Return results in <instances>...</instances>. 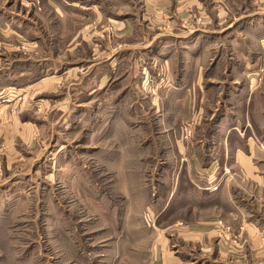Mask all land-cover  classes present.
Listing matches in <instances>:
<instances>
[{
    "label": "rangeland",
    "instance_id": "obj_1",
    "mask_svg": "<svg viewBox=\"0 0 264 264\" xmlns=\"http://www.w3.org/2000/svg\"><path fill=\"white\" fill-rule=\"evenodd\" d=\"M170 2L173 11L177 2ZM196 5L185 19L172 14L170 24L151 18L144 25L152 34L154 30L178 33L183 27L192 34L200 29L216 32L220 43L214 45V60L225 53L233 56L227 60L241 53L245 56L242 49L252 44V38L235 26H246L256 13L264 16V0H200ZM50 12L39 3L30 13L34 29L22 37L4 35L0 43V87H25L49 78L58 88L40 89L29 100L35 105V118L58 121L46 128V138L34 127V147L27 145L29 136L17 139L18 149L32 152V158H7L5 138L0 135V264H167L160 252L165 244L177 260L171 264H222L226 262L224 253L242 263H264V252L249 247L250 233L241 226L243 219L259 225L264 222V166L260 167L261 181L247 179L242 173L229 180L233 198L223 194L228 187L221 177L219 183L208 186L212 201L202 193L190 201V155L207 161L213 115H191L190 99H180L178 107L173 105L174 99L168 95L175 72L172 65H162L167 76L158 70L160 78L154 77L153 66L148 68L153 79L145 83L146 89L142 87L137 78L144 77L146 65L151 64L143 58L117 66L107 86L90 95L106 74L105 64L97 71L83 66L95 62L91 54L107 56L125 44L144 45L146 41L140 35L122 37L105 21L92 27L97 42L86 43L82 38L74 42L69 34L60 39L54 33L58 22ZM43 16L49 29L43 26ZM143 16L145 19L146 14ZM151 22H156L153 28ZM38 38L55 49L36 44ZM233 41H241L242 48H236ZM12 43L19 50L12 51L8 45ZM53 56L58 58L55 65L44 61ZM74 66L79 79L70 74L59 77ZM256 73L259 91L264 94V59ZM118 95L127 96L114 98ZM66 97L69 103L80 104L74 109L77 113L83 112L75 114L72 109L66 116L68 125L62 126L65 104L61 101ZM40 102L48 108L37 107ZM52 103L59 106L50 112ZM108 123L114 125L111 136L105 133ZM185 127L188 130L183 132ZM19 131L23 137L28 133L20 127ZM219 150L211 157H218ZM260 249L264 251V247Z\"/></svg>",
    "mask_w": 264,
    "mask_h": 264
},
{
    "label": "crops",
    "instance_id": "obj_2",
    "mask_svg": "<svg viewBox=\"0 0 264 264\" xmlns=\"http://www.w3.org/2000/svg\"><path fill=\"white\" fill-rule=\"evenodd\" d=\"M170 1L171 0H0V43L3 44L2 37L4 35L11 34L12 36L22 37L27 34L28 30L29 34L30 31L34 29V18L30 17V13L35 12L36 5H39V3H41L42 9L47 7L51 10L49 15L52 14L59 25L57 31L54 33L58 34L60 39L62 36L69 34L72 36L71 40L74 42H77L79 38H82L86 43L92 41L97 42L95 36L96 31H93L92 27L104 21L115 26L122 37L128 36L129 38L130 36L136 37L140 35L143 37L144 41H146L144 45L137 43L125 44L122 49L107 54V56L97 55L98 57H96L95 54H91L95 62L88 64L89 62L87 61L85 65H83V61L80 63V65L84 67H95L96 71L100 65L105 64L104 67H106L104 71L106 72L105 76L100 77L101 82L98 81L97 83L99 87L93 89L90 95L100 89H104L107 86L105 85L106 82L112 78L115 68L117 66H122L131 59L134 64L136 60L139 59L141 61L142 58L144 59L143 62L151 63L149 66L146 65L145 76H138L137 78V81H139L140 85L145 89V83L148 79L150 82H152L153 79L148 68L153 66L156 73L154 77L157 76L160 78L162 74L160 75L158 70H161L162 65L164 67L172 65L175 72L171 74L173 79H170V83L172 84H169L170 89L168 90V95L174 99L173 105L178 107V101L180 99H190L191 115H194V117L197 115L200 116L201 114L205 115V113L206 115H213L211 126H208V132L213 141H209L207 164L203 165V163L206 162H203L197 155H190V201L193 199L192 196L199 195L200 193L204 194L207 200L212 201L209 198L212 192H209L210 189H208V186L216 183L217 180L219 183L221 177L228 187L222 190L223 194H229L231 196L230 198H233V193L231 188H229V180L241 177V173L245 178L251 180H253V178H260L259 181H261L263 176L261 175L263 171L260 167L264 166V94L259 91L258 74L256 72L258 68L262 66V60L264 59V32H262L264 28V16H260L259 13H256L252 15L251 22L246 26H235V29L238 31H247L252 38V44L246 46L247 49H242L245 52V56L241 53L240 55H235V58L227 60L228 56H233L230 55V53H225L219 55L218 60H214V58L217 57V55L213 56L215 50L214 45H216V41L220 43L217 39L216 32L200 29L192 34L188 29L183 27V31H180L182 33H162L157 32L158 30L153 31L156 32L155 34L148 33L144 25L147 21L146 19H148L149 22L151 18L155 19L158 23L160 22L159 24L162 22L170 24L169 21L174 19V17H169L172 14H176L177 17L185 19L190 16L193 6H198L196 3L200 0H172L173 2H177L173 11H171L172 3ZM5 3H9V6ZM114 3L117 5L115 6ZM122 7L130 9L127 11H120L118 8ZM145 14L146 16L144 19L143 15ZM88 20H91V22ZM42 22L46 29L50 28L49 22L45 16H43ZM153 23L156 22H151V28H153ZM148 26L150 25L148 24ZM6 31L7 34H4ZM232 38H236V36ZM240 38L242 39L241 36ZM40 42L43 43V46L45 45L44 39L40 40V38H38V41H35L36 44ZM232 43L236 48H242L241 41L238 42L239 44L236 43V41ZM8 45L11 46L12 51L19 50V47L14 43ZM58 45L60 44L58 43ZM44 47L49 50L55 49L53 45H46ZM222 47L224 48V46ZM76 48L77 46L75 49ZM31 50H33V48H31ZM206 56H208V58H206ZM53 57L52 60L50 57L44 58V61H48L47 63L49 64L52 61L55 65V61L58 58L55 56ZM2 61L0 56V63ZM12 64L13 62L10 65ZM141 64L142 63H139V66H141ZM16 66H18V64ZM76 68L78 67L74 66L71 67V69H66L59 77L65 78L66 75L68 76V74H70L69 76H71V78L79 79L80 76H78ZM227 70L229 74L228 72L226 74ZM91 71L93 72L94 69ZM161 71L167 76L166 71ZM0 76H2V70H0ZM133 78H135V76H133ZM48 79L49 78L40 79L37 83L35 82L25 87L11 85L0 87V135H3L5 138V155L7 158H12L13 155L15 157L20 156L22 159L32 158L34 156L32 152L18 149V147L21 146L17 143V139L19 138V140L22 141L29 136L27 145L34 147L35 140L33 133L35 126L37 130L41 129V135L46 138V128H48V126L58 125V121L51 123L47 119L39 120L35 118L33 115L34 112L32 111L35 105L29 101L30 98H34L35 95L41 93L40 89L45 92L47 90L55 91L58 89L57 86H53L52 80L48 81ZM47 84L50 86H47ZM39 86L41 88H39ZM126 96L127 95H118L114 98L123 97V99H125ZM225 98L227 101L222 102ZM66 100L67 97L64 101H61L62 104H65L63 113L60 116V119H63L62 126L68 125L66 116L71 114V112L80 105L73 102L69 103ZM216 100H219V103L216 102ZM21 101L24 102H22L20 106L19 102ZM38 105H41V108L46 105L48 108L46 103L42 105L40 102L36 104L37 107ZM50 106H52L50 112H53L57 109L59 104L56 105L52 103ZM76 111L77 110H74L75 114H81L83 112L80 111V113H77ZM59 123H61V121H59ZM106 126L105 133L108 131L109 136H111V130L114 125L113 123H108ZM19 127L21 130H24V133L28 132L27 135L23 137L20 134ZM42 143L44 145V142ZM218 147L220 149L218 157H211ZM23 153H26V155H23ZM38 158L37 156L35 161H37ZM182 161L184 160L182 159ZM196 180H200L202 184L198 185L199 181ZM259 183L261 184V182ZM206 184V190H204L202 185L204 186ZM217 194L220 195V192ZM242 221L241 226L243 225L247 228L251 236L249 247H252V249L256 248L257 252H264L260 249L264 247V222L262 225H259L258 222L253 220L248 221L247 219H243ZM158 237L160 240V236ZM159 243L161 242L158 241V244ZM165 245L160 246V252L163 255L162 262L165 263L166 261L167 264H171L172 261H177L174 256L170 254L171 252L166 249ZM158 248L157 246V253ZM222 257L226 259V262L222 264H247L242 263L241 260L235 261L226 253H224ZM259 264L264 263L260 262Z\"/></svg>",
    "mask_w": 264,
    "mask_h": 264
},
{
    "label": "built area",
    "instance_id": "obj_3",
    "mask_svg": "<svg viewBox=\"0 0 264 264\" xmlns=\"http://www.w3.org/2000/svg\"><path fill=\"white\" fill-rule=\"evenodd\" d=\"M188 127H185V129L183 130V132H186V129H187ZM188 130V129H187ZM184 136H185V133H184ZM211 187H208V189H210ZM214 189H216V186L214 187Z\"/></svg>",
    "mask_w": 264,
    "mask_h": 264
}]
</instances>
